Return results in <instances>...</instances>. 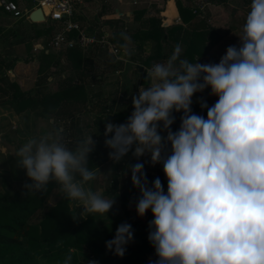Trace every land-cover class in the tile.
<instances>
[{"label":"clouds","instance_id":"9594fccd","mask_svg":"<svg viewBox=\"0 0 264 264\" xmlns=\"http://www.w3.org/2000/svg\"><path fill=\"white\" fill-rule=\"evenodd\" d=\"M147 78L152 83L132 96L127 121L105 124L104 145L114 163L131 152L162 165L166 191L159 177L149 187L143 163L130 167L136 215L151 211L155 264H264V0H251L239 44L218 63H190L177 45ZM205 89L217 98L211 107L199 102L206 117L191 109ZM173 113H182L176 131ZM94 148L91 136L69 149L59 130L28 139L16 153L31 181L26 190L44 192L55 182L82 214L106 219L115 197L86 187L99 172L88 167ZM132 239L131 225L121 223L106 251L123 257ZM72 259L69 253L62 264Z\"/></svg>","mask_w":264,"mask_h":264},{"label":"trees","instance_id":"16d2710c","mask_svg":"<svg viewBox=\"0 0 264 264\" xmlns=\"http://www.w3.org/2000/svg\"><path fill=\"white\" fill-rule=\"evenodd\" d=\"M204 1L222 4L225 0ZM174 2L184 27L174 25L165 29L160 26L159 19L149 18L146 23H142L140 31L131 36V40L138 43V48H142L147 41L152 43L150 54L139 57L140 65L150 68L156 63L166 62L178 43L183 44L181 59L195 63L197 59L206 56L218 41L217 32L207 24L205 17H202L203 11L193 6L190 1L188 5H184L180 0H174ZM143 13L144 11H136L133 13V19L137 21ZM100 16L101 11L98 14V17ZM98 25L99 21L96 17L95 26ZM107 26L112 29L115 41L120 44L125 42L126 32L121 31L122 27H117L110 22ZM44 32H49V29H44ZM65 52L69 55L73 53L78 62H82L83 67L79 70V75H86L95 82H99L92 74L88 75V72L92 71V59L88 55L78 50ZM220 59L221 57L210 63H218ZM4 67L5 63L0 58V106L8 105L16 114L28 109L40 108V115L45 119L66 120L68 127L60 133L69 149H74L81 143L80 134H74V130L80 123L78 114L87 111L94 113L92 124L98 130H105V124L112 121L125 123L130 116L129 110L110 115L107 108L110 100V103H113L112 99L103 98L100 93L88 97L84 85L80 82H71L54 93L47 92L30 98L28 94L20 91L15 83L9 82L4 77ZM204 92L210 93V89H205ZM4 97L7 98L4 99ZM213 99L216 102L217 98ZM191 109L197 115L204 117L207 115L206 111L201 110L194 97H192ZM173 115L175 122L171 130L176 131L180 126L182 113H173ZM161 134L164 132L161 131ZM94 157L96 153L92 151L88 157L89 168L92 167ZM122 161L127 169H130L135 157L129 152ZM160 168V173L146 175L148 185L151 186L152 182L159 177L166 191L167 181L163 175L162 166ZM54 187L55 183L50 182L44 192L31 193L28 190H20L10 195L0 186V264H62L69 253L73 257L72 264H88V261H95L97 264H147L142 252V248H146L145 231H133V239L130 241V246L126 245L124 256L117 257L105 248V243L113 239L116 229L101 231L92 215L80 222L76 221L73 212L68 208L70 199L66 195L45 214L39 223H31L32 216L44 209L46 200Z\"/></svg>","mask_w":264,"mask_h":264},{"label":"crops","instance_id":"0c3cea01","mask_svg":"<svg viewBox=\"0 0 264 264\" xmlns=\"http://www.w3.org/2000/svg\"><path fill=\"white\" fill-rule=\"evenodd\" d=\"M13 1L22 12H26L32 7L30 0ZM180 1L184 5L190 3L193 6L201 5L203 7L202 17H205L207 24L217 32L218 41L206 56L196 60L197 63L206 64L222 57L226 49L233 43L232 40H236V43H239L237 39L242 35V28L250 10L251 0H225L222 4L205 1L197 2L196 0ZM189 1L190 3H188ZM84 8L88 9L91 19L97 17L99 25L110 32H112V29L107 26L108 22L115 24L117 27H122L121 31L126 32L125 42L119 43V45L122 47L121 55L123 58L128 59L127 62L114 63L113 59L103 51L85 54L92 59V71L88 72V75L90 73L96 80H99V82H95L86 75H79L80 73L78 72L83 65L82 62H78L77 58L72 55L73 53H70L71 55L65 51L48 54H43L42 52L34 53L32 48L26 52L27 54H24L25 49L22 44L25 40H28L34 47L35 43L41 39L40 34L45 38L50 35V31L44 32V29H47L45 24L32 23L26 15L14 18L0 8V58L5 63L4 77L9 82L15 83L20 91L25 92L26 95L28 94L30 98L44 94L42 92L45 88L52 85L55 86V90H51V93H54L71 82H80L84 85L88 97L100 93L103 98H111L113 103L111 104L110 100L107 109L110 115H113L117 113L115 109L121 106L122 103H131V93H137L142 88H148L152 83L147 78L148 68L139 64V57H146L150 54L152 43L147 41L142 48H138V43H134L131 40V36L138 33L142 23H146L149 18L159 19L160 26L165 29L174 25H182L183 27L185 25L180 20L174 0H85L84 6L80 10L83 18L86 17V21H90L84 14ZM100 11L101 16L98 17ZM136 11H144L137 21L133 19V13ZM20 26H22L25 35L21 33L15 36L12 31L17 30ZM178 45H180L181 52H183V44L178 43ZM176 46L177 44L174 47ZM139 67L141 70L138 69ZM124 76H127V79H124ZM143 80L144 85L142 84ZM131 84H133L132 87ZM114 86L115 91H113ZM131 88H133V91L129 93ZM6 98L4 97V99ZM130 103H126V106L130 105ZM119 112L122 111L120 110ZM29 113L31 116L28 117ZM78 116L80 123L79 127L74 130V134H80L81 143L86 140V135L90 132L103 133L104 135V129L98 130L92 124L94 113L87 111L86 113L78 114ZM41 118L40 108L28 109L16 114L8 105L0 106V122L8 121L9 124L16 125L19 134L27 133V131L30 133L35 132L36 138H40L38 133L41 130L37 124L38 119ZM26 119L28 126L25 125ZM49 120L50 124L63 121L65 123L64 129L68 127L67 121L62 118ZM110 123L122 124L114 121ZM12 128L14 127L12 126ZM51 128V125L45 128L47 130L46 133L51 132Z\"/></svg>","mask_w":264,"mask_h":264},{"label":"rangeland","instance_id":"374dc122","mask_svg":"<svg viewBox=\"0 0 264 264\" xmlns=\"http://www.w3.org/2000/svg\"><path fill=\"white\" fill-rule=\"evenodd\" d=\"M197 2H201L204 0H196ZM84 14L87 16V19L92 28H96V18L91 19V15L89 14L88 9H83ZM86 18V17H85ZM85 18H82V21H86ZM27 19V18H26ZM18 26V25H17ZM128 27V25H127ZM15 36H18V34H24L22 26H20L17 30L12 31ZM49 35V34H48ZM47 35V36H48ZM40 40H38L35 45H41L43 41L46 40V37L44 38L42 34H40ZM232 45H236L239 43H236V40H232ZM237 42H239V39H237ZM22 47L25 49L24 54H27L26 52L32 49L31 43H29L28 40H25L22 44ZM129 47V46H127ZM205 64V63H203ZM148 73V72H147ZM124 79H127V76H124ZM129 79V78H128ZM137 81V80H136ZM144 85V80L143 83ZM133 84H131V87ZM30 88V87H29ZM28 88V89H29ZM55 90V86H49L45 88V90L42 93L50 92L51 90ZM112 89V88H111ZM113 91H115V86L113 87ZM129 93L133 91V88L129 89ZM136 93H131L132 96H134ZM195 101L200 105L201 99H203L209 107L215 104V98L214 96L210 95L209 92H203V93H196L194 94ZM126 103L130 102H124L121 106H118L115 111L119 112L120 110L122 112L125 111V109L129 110V113L131 115V112L133 111L131 103L126 106ZM128 107V108H127ZM124 110V111H123ZM207 113V109H204ZM31 116V114H28V117ZM36 120V119H35ZM34 120V121H35ZM25 125L28 126V121L26 119ZM40 128V132L38 135L40 137L47 135L48 133L45 128H48L51 125L50 131L59 130V132L65 128V123L63 121L59 122H52L50 124V120L44 119L43 117L41 119H38V124ZM12 126L14 128H12ZM162 127V126H161ZM161 134V133H160ZM162 136H165L166 133L161 134ZM36 133H30L27 131L24 134H19L18 127L14 124H9L8 121H2L0 122V186L2 187L3 191L5 193H10L12 195L13 193H16L18 191L26 190L25 186L31 184V181L27 178L25 170L19 167V157L17 156V150L30 138H36ZM95 143V148L93 151L96 153V157L93 158L92 167L90 169L94 168V166L99 170L96 174V178L92 181H89L86 184V187L91 188L93 191L103 195L106 198H114L115 202L113 204L112 209L108 212L106 219L102 215L94 214L92 216L95 217L96 223L101 231H108L111 229H116L121 223H128L131 225L132 232L133 231H145L147 240L144 242L146 245V248H142V252L144 257L147 260V264H155V261L157 257L155 256V251L151 243L148 241V224L152 220L151 211L149 210L142 218L138 217L136 215L135 211V204L136 201L139 198V192L137 189L133 188L131 186L130 181V169H127V167L124 165L123 161H119L118 163H114L109 159V149L105 147L104 140L105 136L103 133H93L90 132L86 135V139L88 137H91ZM84 138V137H83ZM144 164V172L146 175L149 173H160L161 166L160 164L152 165L150 162V156L147 155V157L143 158V160L140 162ZM128 170L127 175L124 173ZM55 183V182H53ZM151 187V186H149ZM29 192L33 193L31 190H28ZM66 194L60 189L59 185L55 184V187L50 192L44 209L36 213L32 216L30 219L31 223L37 224L39 221H41L45 214L52 208L55 207L60 200L65 196ZM82 205L79 201L73 202L72 200H69L68 208L73 212V215L75 217V220L80 222L84 218H86L88 215L82 214L83 211L81 209ZM129 246L131 242L128 243Z\"/></svg>","mask_w":264,"mask_h":264},{"label":"built area","instance_id":"2783aa9c","mask_svg":"<svg viewBox=\"0 0 264 264\" xmlns=\"http://www.w3.org/2000/svg\"><path fill=\"white\" fill-rule=\"evenodd\" d=\"M30 1L32 7L26 12H22L13 0H0V8L14 18L28 16L34 9H41L44 21L36 23L45 24L50 31V35L46 37L41 45L33 47L34 53L48 54L58 51L78 50L82 54L89 52L94 54L96 51H103L113 59L114 63L127 62L128 59L122 57V47L114 40L112 32L100 25L92 28L88 21H82L81 17L83 18V15L80 9L84 6L85 0ZM44 5L47 11H44ZM197 7L200 11L203 10L201 5ZM145 157H147V154L140 157L139 161L135 158L133 165L141 162Z\"/></svg>","mask_w":264,"mask_h":264},{"label":"water","instance_id":"95a60500","mask_svg":"<svg viewBox=\"0 0 264 264\" xmlns=\"http://www.w3.org/2000/svg\"><path fill=\"white\" fill-rule=\"evenodd\" d=\"M28 20L32 23H36V22H43L44 21V16L42 14V11L40 8H36L33 11H31L28 14ZM139 70H141V68H138Z\"/></svg>","mask_w":264,"mask_h":264},{"label":"bare ground","instance_id":"6f19581e","mask_svg":"<svg viewBox=\"0 0 264 264\" xmlns=\"http://www.w3.org/2000/svg\"><path fill=\"white\" fill-rule=\"evenodd\" d=\"M43 9H44V11H47V8H46V6H45V5L43 6Z\"/></svg>","mask_w":264,"mask_h":264}]
</instances>
